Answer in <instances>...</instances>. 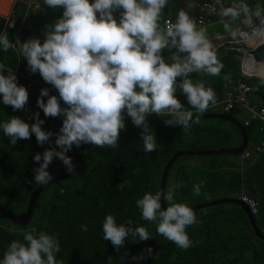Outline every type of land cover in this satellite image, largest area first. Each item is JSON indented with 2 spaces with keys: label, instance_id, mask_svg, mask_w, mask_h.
Wrapping results in <instances>:
<instances>
[{
  "label": "trees",
  "instance_id": "obj_1",
  "mask_svg": "<svg viewBox=\"0 0 264 264\" xmlns=\"http://www.w3.org/2000/svg\"><path fill=\"white\" fill-rule=\"evenodd\" d=\"M10 2L11 0H0V3L8 7ZM232 2L233 5L246 4L249 9L264 8V0ZM6 6L0 5V12H7ZM45 7L46 11L43 13L24 12V7L16 3L13 13L6 19L0 16V35L7 33L13 44V49L8 51H4L0 46V63L15 70L17 83L25 86L29 93L28 103L21 111H13L10 106L0 102V123L12 116H19L31 124L34 122L32 114L39 112L40 119L45 121L42 128L53 133L51 143L38 145L33 135L30 140H19L12 146L0 130V206L12 214L23 212L31 192L40 186L33 179V170L39 167V164L33 161V155L55 147V134L58 133L63 119L45 117L37 106L36 100L42 89L38 83L49 84L45 83L38 72L31 73L28 70L26 59L16 50L17 40L23 43L28 39L38 38L42 43L47 28L62 16V8L52 9L47 5ZM194 14L188 13L189 17ZM113 15L119 21L120 11L114 12ZM164 17L165 15L161 14L159 28L162 27ZM169 18L176 21L177 15ZM10 22H14V27H8ZM228 29H232V26ZM214 50L218 60L224 65L221 73L211 76L201 70L190 73L188 78L193 83L202 82L206 88L211 87L216 94V103L221 100L225 89L235 86L238 82H244L250 87V95H256L261 104H264V83L257 77H246L239 73V63L236 59L238 52L223 45ZM176 52V48L169 46L161 50V56L166 63H171V56ZM179 55L183 57L186 54ZM9 62L13 64L9 65ZM177 80L179 84L181 78L178 77ZM48 91L49 95L58 96L55 88ZM174 95L186 109L196 113L190 108L179 86L176 87ZM43 99L46 101L47 97ZM217 111L214 105H210L204 113ZM152 116L158 117L154 114ZM215 120L217 125H212L209 119H199V123L193 124L188 133L178 125L167 126L165 123L149 122L158 143V150L151 153L143 152L141 130L137 127L119 138V147L115 150L88 145L74 166L75 173L80 172L82 175L79 180L68 182L67 175L63 180L52 183L38 193L26 224L18 225L0 215V260L12 240L23 241V232L35 227L37 232L44 231L58 238L61 250L57 254V260L60 264H264V250L258 249L259 246L255 243L264 246V242L252 234L248 219L237 204L220 203L194 210L200 223L186 229L194 242L187 250L176 247L174 243L158 235L156 223L143 220L140 209L136 207L135 201L145 192L155 194L158 191L163 166L174 152L239 145L238 128L225 120ZM245 131L247 138H250L257 133V124L251 123L249 127H245ZM77 149L73 146L66 155L73 158ZM89 151L94 152L92 158H84L83 155ZM188 157L183 155L172 162L166 175L164 191L182 181L183 187L176 189L175 200L180 203L184 201L191 206L206 201V195H211L210 199L231 196L243 185L257 203L254 221L259 229H264V159L256 158L242 172L244 179L241 181V173L231 169L235 165L231 154L201 156L205 160L202 166L198 169H187L188 173H185L182 161H178ZM55 159L59 161L58 158L54 157L53 160ZM59 165L57 173L66 168L62 161ZM55 174H52V177ZM201 181H204L201 195L194 196L193 184H199ZM164 203L166 206V202ZM108 214L116 218L117 224L126 225L128 220H132L134 226L146 227L154 238L147 241H126L124 247L117 251L110 242L102 238V223ZM82 226H87L86 232L82 231ZM10 228L16 231L10 232ZM149 246L153 250L151 256L145 251ZM246 253L250 254L247 259ZM140 255L145 258L133 260L134 256Z\"/></svg>",
  "mask_w": 264,
  "mask_h": 264
},
{
  "label": "clouds",
  "instance_id": "obj_2",
  "mask_svg": "<svg viewBox=\"0 0 264 264\" xmlns=\"http://www.w3.org/2000/svg\"><path fill=\"white\" fill-rule=\"evenodd\" d=\"M43 2L52 9L62 8V16L47 28L42 43L38 38L23 43L16 41V50L26 59L28 70L38 72L45 83L58 92V96L49 95L48 89L42 88L37 106L45 117L63 118L55 134V147L33 155V161L39 164L33 170L35 183L45 185L53 179L48 166L54 157L75 175L72 158L66 155L73 146L79 148L89 144L118 148L120 132L126 127L125 117L141 130L144 153L158 150L156 136L147 120L153 114L169 117L164 120L167 126L178 125L185 133L190 132L199 119L194 118L193 111L186 109L174 95L177 86L190 108L198 114L216 104V94L211 87L206 88L202 82L193 83L188 77L201 70L218 76L224 65L206 38L205 29L198 30L185 11H179L176 22L167 21L166 28L160 30L158 21L168 0ZM117 11H120L119 21L113 15ZM241 11L247 15L250 10L240 3L222 8L220 15L235 19ZM254 14L259 16V9ZM8 27H14V22ZM224 27L228 29L229 25L224 24ZM231 34L237 35L236 32ZM0 46L4 51L13 47L7 33L0 35ZM169 46L177 52L171 56L172 62L166 63L161 50ZM179 53L186 55L182 57ZM252 60L256 63L253 57ZM5 69L6 65L0 63V102L13 111H21L28 103V90L17 83L11 69H7V74ZM259 75L264 83V66L259 68ZM178 77L182 78L179 84ZM32 118L31 124L19 116L0 123V130L12 146L19 140H30L33 135L38 145L51 143L53 133L42 128L45 121L40 119L39 112L33 113ZM203 185L204 181L193 184L194 196L201 195ZM180 187H183L182 181L169 186L167 191L145 192L135 204L143 220L156 223L158 235L187 250L194 242L186 229L200 221L192 207L176 202V189ZM161 198L166 207H162ZM82 231L86 232L87 226H82ZM102 231V238L117 251L126 241L154 238L146 227L134 226L132 220L126 225L117 224L111 214L105 216ZM60 250L56 236L37 232L32 227L23 232V241L10 242L0 264H59L57 254ZM145 251L152 255L150 246ZM144 258L143 255L134 256L133 260Z\"/></svg>",
  "mask_w": 264,
  "mask_h": 264
},
{
  "label": "built area",
  "instance_id": "obj_3",
  "mask_svg": "<svg viewBox=\"0 0 264 264\" xmlns=\"http://www.w3.org/2000/svg\"><path fill=\"white\" fill-rule=\"evenodd\" d=\"M16 3L20 4L24 7V12L34 11L38 13H43L46 10L43 0H11V4L6 16H2L6 19V17L13 13V8ZM229 5L228 0H200L196 3L195 14L190 18L195 22L197 28H202L209 26L214 23L215 19L218 16V13L222 8H226ZM253 12V10L251 11ZM239 21L242 23L241 26H237L232 32H236L237 35L233 40L225 39L227 36H232V32L229 35L224 36L221 40L220 45L228 49H234L238 52V62H239V72L241 75L246 77H259L254 72L251 71L257 63H254L252 60L253 52H255L262 44H264V32L262 33V41L257 39L255 36L259 34L258 28L264 23V16H258L257 24H249L248 18L246 15H239ZM241 17V18H240ZM245 17V18H243ZM171 21L175 23V20L170 19L169 17H164L162 19V27L160 30H164L166 28V22ZM249 39L250 43H245V40ZM262 63V62H260ZM8 68L6 67L5 70ZM11 71L16 75L15 70L11 69ZM30 84H27L29 86ZM40 88H47L48 90L53 91L54 87L52 85H43L38 83ZM249 96H250V87L248 84L244 82H238L235 86L227 89L220 102L218 103V107L221 112L228 113L235 106H241L246 109L248 112L247 118H245L241 125L243 127H248L251 123L257 124L258 132L263 134V137L252 146L251 150H244L241 152L239 158L242 160L250 159L253 154L256 156H260L264 159V104H258L257 106L251 107L249 105ZM241 178L243 176L241 175ZM237 199L246 205L248 211L251 215H255L257 213V203L254 197L249 196L244 192L243 189L239 191Z\"/></svg>",
  "mask_w": 264,
  "mask_h": 264
},
{
  "label": "water",
  "instance_id": "obj_4",
  "mask_svg": "<svg viewBox=\"0 0 264 264\" xmlns=\"http://www.w3.org/2000/svg\"><path fill=\"white\" fill-rule=\"evenodd\" d=\"M253 58L255 59L256 62H261L264 61V44H262L255 52H253ZM194 118H198V119H205V118H217V119H221V120H225L227 122L232 123L236 128H238L240 130L241 133V137H242V141L240 146L236 147V148H232V149H217V150H213V149H208V150H198V151H194V150H178L176 152H174L168 159V161L164 164L163 166V170L160 176V180H159V184H158V191H164V186H165V179H166V175L167 172L172 164V162L180 156L183 155H214V154H224L227 152H231V153H238L240 152L246 144V134H245V128L236 120L234 119L231 115L229 114H224V113H202V114H198L195 113L194 114ZM125 120H130V118L125 117ZM148 122H160V123H164V120H166L165 118H159V117H154V116H149L147 117ZM89 144H82L77 151L75 152L73 158H72V162H73V166H75L77 159L80 157V155L82 154V152L85 150V148L88 146ZM67 175H69V172L67 171V168H65L63 170V172H61L60 174H58L57 176H54L53 179L51 181H49L47 184L45 185H40L38 188H36L35 190H33L30 194V197L27 200V205L24 209L23 212L19 213V214H12L10 212H8L4 207L0 206V215L4 216L5 218H7L8 221L10 222H14L18 225H24L27 223V221L30 218L31 212H32V208H33V203L35 201V198L37 196L38 193H40L43 189L47 188L48 186H50L52 183H58L59 181L63 180ZM161 202H162V207H166L163 203V200L161 198ZM220 203H234L237 204L241 210L245 213L248 222H249V226L251 228L252 234L260 239L261 241L264 242V233H262L259 228L257 227L255 221H254V217L253 215L250 214V212L248 211V208L246 207L245 204H243L241 201H239L236 198H230V197H220V198H216L214 200L208 201V202H202V203H198L195 205H191L190 207H192L194 210L196 209H203L206 207H210L213 205H217Z\"/></svg>",
  "mask_w": 264,
  "mask_h": 264
},
{
  "label": "crops",
  "instance_id": "obj_5",
  "mask_svg": "<svg viewBox=\"0 0 264 264\" xmlns=\"http://www.w3.org/2000/svg\"><path fill=\"white\" fill-rule=\"evenodd\" d=\"M229 1V5L227 6V7H230V6H232L233 5V2H232V0H228ZM196 3L197 2H195V1H193V0H170V2H167V4H166V6L161 10V14H163V15H165V17L167 16V17H169V16H176V15H178V13H179V11H181V10H183V11H185L187 14L188 13H195V10H196ZM0 5H2V6H6L5 4H3V3H0ZM7 8H9L8 6H6ZM250 11H249V14L251 13V11L253 10V11H256L257 9H253V8H250L249 9ZM249 14H245V13H243L242 11H241V13H240V15L241 16H244V15H246V17L249 15ZM241 18V17H240ZM243 18H245V17H243ZM248 18V17H247ZM46 19V18H45ZM171 19V18H170ZM161 20L159 19V21H158V23L160 22ZM232 22L234 23V25H235V27H237V26H241L242 25V23H240V21H239V17H237V18H235V19H233V18H231V17H222L221 15H220V12L218 13V16H217V18L215 19V21H214V23L215 24H217V31H215V32H210V33H208V34H206V38L209 40V42L212 44V46H213V49H215L217 46H219L220 45V43H221V40H222V38L224 37V36H227V35H229L230 34V32H232L231 30H234L233 29V27H232V29H227V31H229V33L228 34H225V33H227V32H225L224 31V29H222V25H224V24H228L229 26H231V24H232ZM229 23H231V24H229ZM249 24H253L249 19H248V25ZM243 26V25H242ZM234 27V28H235ZM202 28H204V27H202ZM197 29H199V28H197ZM13 49V48H12ZM14 55H15V57H16V52H15V50H14ZM239 55V54H238ZM238 55L236 56V59L238 60ZM239 63V62H238ZM239 69V68H238ZM240 73V72H239ZM181 80H182V78H181ZM180 80V81H181ZM229 89V88H228ZM227 89H225L224 90V92L226 91ZM224 92H223V94H224ZM223 97V96H222ZM222 99V98H221ZM220 102V101H219ZM218 102V103H219ZM218 103H216L214 106L216 107V109L218 110V112L217 113H221V111H220V109H219V107H218ZM261 102H260V100L257 98V96L256 95H250L249 96V105L251 106V107H253V106H257L258 104H260ZM207 113H211V112H207ZM230 113V112H229ZM234 118V117H233ZM205 119H211V118H205ZM217 119V118H216ZM235 119V118H234ZM221 120V119H220ZM237 120V119H236ZM239 123H241V121H239V120H237ZM230 123V122H229ZM251 125V124H250ZM249 125V126H250ZM248 126V127H249ZM245 128V127H244ZM239 130V129H238ZM240 131V130H239ZM245 134H246V131H245ZM257 138L256 139H254V138H252V140H250V138H247V135H246V139H247V141H246V144H245V147L240 151V152H238V153H231V152H227V153H224V154H214V155H225V154H231V155H233V157H231V160L235 163V165L231 168L232 170H236V171H238V172H240L241 173V175L243 176V178H241V175H240V179H241V181L244 179V175L242 174V172H244L245 170H246V168L247 167H249L252 163H253V161L256 159V158H258V157H260V156H256L255 154H253V156H251V158L250 159H245V160H242V159H240L239 158V156H240V154H241V152L242 151H244V150H251V148H252V146L254 145V144H256L262 137H263V134L262 133H260V132H258V130H257ZM241 141H242V137H241V133H240V143H239V145L238 146H240V144H241ZM238 146H236V147H238ZM236 147H223V148H219V149H232V148H236ZM213 150H217V149H213ZM195 151V150H194ZM185 156H187V155H185ZM201 156H210V155H198V156H196V155H189V158H187V159H184L183 160V162L182 163H184L187 167H188V169H191V168H193V169H198V168H200L201 166H202V163H204L205 162V160L204 159H202L201 158ZM178 158V157H177ZM262 158V157H261ZM263 159V158H262ZM192 175H193V173H191ZM241 189H243L244 190V192L245 193H247L248 195H249V193H248V190H247V188L246 187H244L243 185H240V187H239V189L237 190V192H235L234 194H232L231 196H225V197H230V198H236L237 199V197H238V194H239V191L241 190ZM249 196H251V195H249ZM218 198H220V197H218ZM214 199H216V198H214ZM213 199V200H214ZM253 217H254V215H253ZM28 222V221H27ZM258 227V226H257ZM260 231L261 230H263V231H261V232H263L264 233V229H259ZM60 264V263H59ZM62 264H68V263H62Z\"/></svg>",
  "mask_w": 264,
  "mask_h": 264
},
{
  "label": "rangeland",
  "instance_id": "obj_6",
  "mask_svg": "<svg viewBox=\"0 0 264 264\" xmlns=\"http://www.w3.org/2000/svg\"><path fill=\"white\" fill-rule=\"evenodd\" d=\"M10 4H11V2H10ZM10 4H9V7H10ZM257 11V10H256ZM256 11H253V12H251L247 17H248V19L253 23V25H255V24H257V15H255L254 13L256 12ZM7 12H8V9H7ZM7 12H0V15L1 16H6V14H7ZM259 12H260V14H259V16H264V8H262V9H260L259 10ZM231 24V23H230ZM231 26L233 27V29H234V27H235V25H234V23L232 22V24H231ZM222 27V29H224V31L225 32H227V33H225V34H228L229 33V31H227V29H225V27H224V25H222L221 26ZM218 27H217V24H215V23H212V24H210L209 26H206V27H204V29H205V34H208V33H210V32H215V31H217L218 29H217ZM199 30V29H198ZM235 37H233V36H227V37H225V39H230V40H233ZM10 64L9 65H12L13 63L12 62H9ZM255 72V71H254ZM257 78H259V77H257ZM260 79V78H259ZM218 112V111H217ZM229 115H231L232 117H234L235 119H237V120H239V121H243L245 118H247V116H248V112H247V110L246 109H244V108H242L241 106H235L231 111H230V113H229ZM211 120V122H212V125H217V121L215 120V118H211L210 119ZM207 122V121H206ZM216 123V124H215ZM125 125H126V127H125V129L124 130H122L121 132H120V137L119 138H122L124 135H125V132H128V131H130V130H133V128H135V126H133V124L131 123V120H125ZM252 138H254V139H256L257 138V134H253L252 136H250V140H252ZM93 151L90 153V151L89 152H87V153H85L83 156H84V158H88V159H90V158H92V155H93ZM189 158V157H188ZM183 160L184 159H181V160H179L178 162L180 163L181 161L183 162ZM181 162V164H182V167L184 168V169H186V171H185V173H188V167L184 164V163H182ZM60 160L58 161V160H53L50 164H49V166H48V171L51 173V174H55V173H57L58 171H59V168H60ZM178 163H176V165H177ZM60 173V172H59ZM59 173H57V174H59ZM57 174H55V175H57ZM54 175V176H55ZM80 176H82L81 174H80V172H77V173H75V175H72V174H69V177H68V179H67V181L68 182H71V183H74V182H76V181H78L79 180V177ZM191 178L193 179L194 177H192L191 176ZM169 181H170V179H169ZM171 184H172V182H170ZM168 185H169V182H168ZM207 197H205V200L206 201H204V202H208V201H211V200H213V199H210V196L211 195H206ZM181 203H186V202H181ZM263 231V230H262ZM258 246H259V248L258 249H260L261 251L262 250H264V246H262L261 244H259L258 242H255ZM249 256H250V254L249 253H246L245 254V258L247 259V258H249Z\"/></svg>",
  "mask_w": 264,
  "mask_h": 264
},
{
  "label": "bare ground",
  "instance_id": "obj_7",
  "mask_svg": "<svg viewBox=\"0 0 264 264\" xmlns=\"http://www.w3.org/2000/svg\"><path fill=\"white\" fill-rule=\"evenodd\" d=\"M8 10H9V8H8ZM258 30H259V34H257L255 37L257 39L259 38V40L262 41V39H263L262 33L264 32V23L258 28ZM245 43H250V40L249 39H246L245 40ZM261 62L262 63L259 62L253 68H251V71L252 72L255 71V73L259 74V68L262 67V66H264V61H261Z\"/></svg>",
  "mask_w": 264,
  "mask_h": 264
},
{
  "label": "flooded vegetation",
  "instance_id": "obj_8",
  "mask_svg": "<svg viewBox=\"0 0 264 264\" xmlns=\"http://www.w3.org/2000/svg\"><path fill=\"white\" fill-rule=\"evenodd\" d=\"M262 231V230H261ZM263 233V232H262Z\"/></svg>",
  "mask_w": 264,
  "mask_h": 264
}]
</instances>
